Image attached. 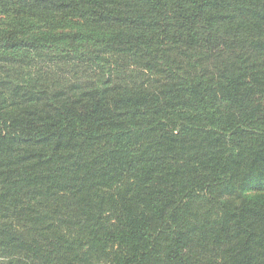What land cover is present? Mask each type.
<instances>
[{
    "label": "trees",
    "instance_id": "1",
    "mask_svg": "<svg viewBox=\"0 0 264 264\" xmlns=\"http://www.w3.org/2000/svg\"><path fill=\"white\" fill-rule=\"evenodd\" d=\"M0 264H264V0H0Z\"/></svg>",
    "mask_w": 264,
    "mask_h": 264
}]
</instances>
